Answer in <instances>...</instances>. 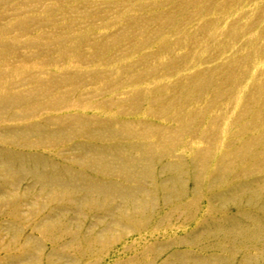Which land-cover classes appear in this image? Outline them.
I'll use <instances>...</instances> for the list:
<instances>
[{"label":"rangeland","instance_id":"obj_1","mask_svg":"<svg viewBox=\"0 0 264 264\" xmlns=\"http://www.w3.org/2000/svg\"><path fill=\"white\" fill-rule=\"evenodd\" d=\"M0 264H264V0H0Z\"/></svg>","mask_w":264,"mask_h":264},{"label":"bare ground","instance_id":"obj_2","mask_svg":"<svg viewBox=\"0 0 264 264\" xmlns=\"http://www.w3.org/2000/svg\"><path fill=\"white\" fill-rule=\"evenodd\" d=\"M141 148H142V147H141ZM145 149H146V148H145ZM145 151H146V150H145ZM145 151H144V149L142 150V152H144V155H145V153H148V149H147V152H145ZM141 155H142V153H141ZM130 156H131V155H130ZM143 159H144V158H143ZM131 160H133V159H131ZM146 162H148V161H146ZM143 163H145V161H143ZM142 165H144V164H142ZM144 166H145V165H144ZM146 166H147V164H146ZM147 168H149V165H148ZM149 169H150V168H149ZM134 170H135V169H133V173H134ZM141 170L143 171V169H140V171H141ZM147 170H148V169H145V171H147ZM131 171H132V169H131ZM145 171H143V172L145 173ZM147 172H148V171H147ZM149 172H150V170H149ZM149 172H148V174H149ZM150 173H151V172H150ZM145 175H147V174H145ZM180 184H181V183H180ZM182 186H183V185H182ZM182 186H181V187H182ZM182 190H183V189H182ZM109 193H110V192H109ZM92 194H93V193H92ZM120 195H121V194H120ZM162 195H163V197H164V194H162ZM129 201H130V200H129ZM129 204H130V203H129ZM144 204H146V203H143L142 206H147V205H144ZM129 206H130V205H129ZM142 206H141V207H142ZM142 208H144V207H142ZM144 209H145V208H144ZM146 209H147V208H146ZM146 209H145V211H147ZM140 211H141V210H140ZM141 212H142V211H141ZM141 212H140V213H141ZM148 212H149V211H148ZM142 213H143V212H142ZM144 214H145V213H144ZM252 218H253V217H252ZM144 221H145V220H144ZM252 221H253V220H252ZM131 222H133V221H131ZM256 222H258V221H256ZM241 223H243V222H241ZM244 224H246V223H244ZM246 225H248V224H246ZM258 225H260V224H258ZM244 226H245V225H244ZM249 227H250V226H249ZM257 227H258V226H257ZM261 227H262V226H261ZM246 228H247V227H246ZM262 228H263V227H262ZM226 229H227V228H226ZM234 229H238V228L235 227ZM234 229L231 230V231H233L234 233H236ZM248 229H249V228H248ZM251 229H253V228H251ZM240 230H241V229H240ZM255 230H256V229H255ZM226 231H227V230H226ZM226 231H225V232H226ZM236 231H237V230H236ZM238 231H239V229H238ZM253 231H254V230H253ZM227 232L229 233V231H227ZM227 232H226V233H227ZM257 232H258V231H257ZM262 232H263V231H262ZM207 233L209 234V232H207ZM214 233H215V232H214ZM214 233H212V234H214ZM230 233H232V232H230ZM230 233H229V234H230ZM234 233H232V234L235 235ZM237 233H238V232H237ZM239 233H240V232H239ZM248 233H249V232H248ZM210 234H211V232H210ZM219 234L221 235V233H219ZM223 234H224V232H223ZM242 234H243V232H242ZM242 234H241V235H242ZM258 234H259V233H258ZM204 235H206V234H204ZM204 235H203V236H204ZM216 235H218V234L216 233ZM261 235H263V234H261ZM203 236H202V237H203ZM213 236H215V235H213ZM230 236H232V235L230 234ZM235 236H236V235H235ZM235 236H234V237H235ZM237 236H239V238H240V235H237ZM252 236H253V235H252ZM252 236H250V238H251ZM207 237H210V236H207ZM221 237H222V236H221ZM224 237H225V236H224ZM234 237H233V238H234ZM248 237H249V235H248ZM226 238H227V237H226ZM229 238H230V237L228 236V239H229ZM233 238H231V239H233ZM242 238H243V236H242ZM256 238H257V235H256ZM259 238H260V235H259ZM197 239H198V236H197ZM222 239H223V241H224V238H222ZM228 239H227V241H228ZM253 239H255V238L253 237ZM253 239H252V240H253ZM257 239H258V238H257ZM257 239H256V240H257ZM94 241H95V239H93V242H94ZM229 241H231V240H229ZM253 241H254V240H253ZM97 242H98V241H97ZM224 242H225V241H224ZM254 242L256 243V241H254ZM221 243H223V242H221ZM255 243H254V244H255ZM224 244H225V243H224ZM100 248H101V247H100Z\"/></svg>","mask_w":264,"mask_h":264}]
</instances>
